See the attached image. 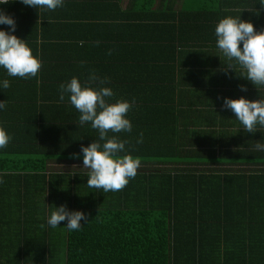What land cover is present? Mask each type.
Wrapping results in <instances>:
<instances>
[{
	"label": "trees",
	"instance_id": "trees-1",
	"mask_svg": "<svg viewBox=\"0 0 264 264\" xmlns=\"http://www.w3.org/2000/svg\"><path fill=\"white\" fill-rule=\"evenodd\" d=\"M65 1L69 0H63V3ZM153 1L138 3L139 13L145 9L137 18L147 20L160 31L153 37L131 41L124 48L131 55L111 53L106 56L113 67L117 66L118 72L122 68V78L118 74L116 80L112 68V79L100 78V67L103 65L106 69L109 64L89 63L86 58H83L84 64L74 68L77 74L68 77L61 76L57 63L41 64V73L31 78L9 76L6 69L0 67V101L5 105L0 108V127L10 137L7 146L0 148V264H264V221L257 224L256 229H252L251 223L229 222L231 214L241 209L240 200L246 194L231 190V174L226 173L227 170L204 175L195 168L187 171L175 167L149 174L152 172L140 173L144 169L141 168L125 188L108 192L87 186L89 169L50 170L52 162L82 163L81 146L99 140V132L91 127V122L81 126L75 123L76 120L79 122L80 113L71 104L70 93H64L63 101L59 99L60 85L69 83L73 77L82 86L94 88L107 87L106 83L113 80L109 88L114 96L108 98V102L126 100L133 105L126 116L132 124L131 132L107 134L109 138L115 135L126 141L119 156L140 157V154H133L130 145L139 129L151 126L156 157L143 156L140 160L151 158V161L179 165V161H173L176 159L172 154L175 146L170 143V138H163L166 130L169 136L172 131V128L165 130V126H171L174 121L164 116L166 105L161 99L149 98L148 90L135 94L133 85L148 86L145 73L167 67L169 60L186 57L195 47L194 41H208L210 36L202 32L213 30L210 23L215 25L224 17L236 15L246 21L257 4H253L256 0H192L194 4L189 3L191 0H181L178 9L173 10V0H160V7L168 8V12L148 11ZM71 6L74 10L75 2ZM44 8L36 9L20 0L0 4V10L15 21L31 13L34 17L39 9L46 13L47 8ZM74 13L70 14L75 22L81 14L75 16ZM92 17H82L89 20L80 22L79 26L89 28ZM61 22L55 24L57 30L62 25H73L69 18ZM0 30L11 31L5 24H0ZM12 34L16 35V31ZM21 36L19 38L24 39L38 59L44 57L51 61L53 50L65 48V44L58 42L45 49V55L40 54L42 42L38 45L36 40ZM134 64L136 71L128 74ZM82 72H92L98 79L92 81L93 75ZM4 80L9 81L8 88L3 87ZM100 80H104L103 85ZM33 98L36 100L32 102ZM43 99L59 100L62 111L45 108ZM45 131L50 134L43 138L36 134ZM73 153L78 155L73 157ZM195 154L193 150L192 155ZM205 194L211 204L203 212L196 200ZM20 205L23 210L19 233L17 224L5 219L10 218ZM60 205H65L69 211H82L88 220L82 221L79 230H68L63 224L66 222L51 227L48 219ZM6 210L9 213L6 214ZM33 210L41 215L44 213V219L33 222L29 218V223L26 215L32 217ZM41 224L44 225L43 233L37 237L34 233L40 230ZM231 230L234 240L231 236L228 238Z\"/></svg>",
	"mask_w": 264,
	"mask_h": 264
},
{
	"label": "crops",
	"instance_id": "crops-1",
	"mask_svg": "<svg viewBox=\"0 0 264 264\" xmlns=\"http://www.w3.org/2000/svg\"><path fill=\"white\" fill-rule=\"evenodd\" d=\"M180 1L173 0V10L178 9L181 5ZM72 2L76 4L74 10L71 6ZM139 2L141 0L65 1L62 6L53 11L47 9L45 13L43 9H39L34 17L31 13L28 17L16 20V35L19 37H22L21 35L28 36L36 40L38 45L42 42L39 48L42 50L40 54L44 55L45 49L51 45L58 42L65 44V48L53 50L50 56L51 61H48V58L39 57L42 64H59L61 76L67 75L68 77L77 74L75 72L77 64H84L83 58H86L89 63L95 61L109 64L106 69L102 65L98 75L103 79H112L113 73L110 72L112 68L115 69L116 76L114 78L117 80L118 74L122 78V68L118 72L117 66L113 67L110 58L106 56L111 53L113 55L115 53L117 55L120 53L130 54L125 52L124 48L128 47L131 41L138 42L137 39L144 36L153 37L160 31L151 26L147 20L137 18L138 15L144 14L143 10L145 9L142 8L141 13L138 12ZM261 2L262 0L254 1L253 4L256 3L257 6L251 11L252 14L246 17V21L251 22L256 31L264 30V6L261 5ZM155 9L161 12L169 10L166 7H160V0H154L153 5L147 10ZM70 13H74L75 16L79 13L81 16L75 17L77 21L74 22L73 15ZM91 15L94 19L89 21V28H81L79 23L89 20H84L82 17L87 18ZM67 18L73 25H62L57 30L55 24L62 23L61 21L65 22ZM233 18L240 17L236 15ZM125 24L128 25L125 26ZM216 25L217 23L215 25L210 23L213 30L209 33L202 32L203 35L207 33L210 39L198 43L194 41L195 47L189 50L186 57L181 56L178 60H169L167 67L149 71L148 74L145 73L149 80L148 86L133 85L135 94L148 90L149 98L161 99L164 102L163 105H166L164 116L174 121L171 126H165L167 122L165 121V130L172 128V131L169 136L166 130L163 138L164 140L170 138V143L175 146L172 154L176 159L174 158L173 161H179V165H173L168 162L155 161V159L151 161L149 158L141 161V166L138 169L144 168L140 173L145 171L152 172L149 174H158L159 171H163V168H186L187 171H193L195 168L204 175L212 174L213 171L224 173L227 170L226 173L231 174V190L234 192L244 191L246 194L242 201L240 200L241 209L237 213L231 214L229 222L251 223L252 229H256L257 224L264 221V150H257L255 145H264V127L258 125V129L254 133L247 132L235 118L234 113L222 105L225 97L234 99L243 96L250 100L264 99V86L256 87L243 77L244 70L237 62L226 58L218 49L215 34ZM136 64L128 70V74H133L136 71ZM229 65H232L234 69L227 67ZM143 70L137 71V73H141ZM87 73L93 75L92 72ZM112 81L106 83L107 87ZM240 85H244L247 91H242ZM34 100L36 99L33 98L31 101ZM61 104L57 99H43V106L54 112L62 111L59 107ZM149 119L150 117H148ZM75 123L77 126L83 125L78 120ZM151 131V126L139 129L130 145L133 154H140L139 158L143 156L156 157ZM141 133L143 134L142 142H138L141 140ZM36 134L43 138L50 133L45 131V133L37 132ZM83 143L86 145L85 140ZM193 150L196 153L194 156L192 155ZM162 157L164 159L163 155ZM50 164L58 166L55 169L50 168V170H61L62 166H65L64 170L74 171V167H80L83 162L71 164L69 161H57ZM49 167L51 166L49 165ZM196 202L203 207L201 209L203 212L211 204L207 194ZM189 207H192V204ZM22 210L23 207L20 205L10 218L5 219L16 223L19 233L22 226V216H20ZM5 213H9L8 210ZM14 215L16 216L12 218ZM19 216L20 218H18ZM26 217L29 223L31 220L40 222L44 219L45 214L41 215L39 212L37 213V210H33L32 217H28V215ZM41 229L35 231L34 235L37 237L42 235ZM230 236L234 240L232 230L228 238Z\"/></svg>",
	"mask_w": 264,
	"mask_h": 264
},
{
	"label": "clouds",
	"instance_id": "clouds-1",
	"mask_svg": "<svg viewBox=\"0 0 264 264\" xmlns=\"http://www.w3.org/2000/svg\"><path fill=\"white\" fill-rule=\"evenodd\" d=\"M27 6L45 7L55 10L62 6L63 0H20ZM10 0H0V4H8ZM261 5L264 6V0ZM0 24L8 25L11 31L0 30V67L6 69L7 74L13 77H35L41 69L42 62L32 54L24 39L12 34L16 24L14 18L0 10ZM215 34L217 47L229 60H235L244 70L242 75L256 87L264 86V30L256 31L254 25L240 18L227 16L216 25ZM242 44V47H241ZM234 69L232 65L227 66ZM98 78L93 75L92 81ZM101 85L104 80H100ZM3 87H9V81H3ZM242 91H247L240 85ZM70 93V102L79 111L81 124L91 122V127L99 132V140L87 146H81L83 153V167L89 169L87 186L103 189V192L120 191L127 186L130 178H135L141 166L139 157L133 158L118 153L124 151L126 141H121L115 135L108 137V133L131 132L132 124L126 118L133 106L126 100H116L109 103L108 98L114 96L109 87L82 86L76 77L67 84L60 85V101L64 100V93ZM5 107L0 101V108ZM222 107L230 109L235 118L243 125L247 132L254 133L264 127V99L250 100L243 96L230 99L225 97ZM142 133L141 140L142 142ZM10 137L0 127V148L6 147ZM103 141V144L100 143ZM257 150H264V145L256 144ZM78 154L73 153L76 157ZM88 220L85 213L79 210L69 211L65 205L55 207L48 224L55 228L58 225H67L68 230H79L82 221ZM44 227L43 224L40 225Z\"/></svg>",
	"mask_w": 264,
	"mask_h": 264
},
{
	"label": "rangeland",
	"instance_id": "rangeland-1",
	"mask_svg": "<svg viewBox=\"0 0 264 264\" xmlns=\"http://www.w3.org/2000/svg\"><path fill=\"white\" fill-rule=\"evenodd\" d=\"M192 2H193V1L191 0V2H189V3L192 4ZM191 4H190V5H191ZM193 4H194V2H193ZM50 166H51L52 169H55V168L58 167L57 165H54V164H50ZM62 168L66 169L65 166H62ZM78 169L81 170V171H87V170H88L87 168H84L83 165H81V166L78 167V168H77V166L74 167V170H78ZM88 171H89V170H88Z\"/></svg>",
	"mask_w": 264,
	"mask_h": 264
}]
</instances>
